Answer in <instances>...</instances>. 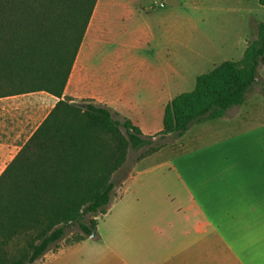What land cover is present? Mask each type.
I'll return each instance as SVG.
<instances>
[{
  "label": "crops",
  "instance_id": "crops-1",
  "mask_svg": "<svg viewBox=\"0 0 264 264\" xmlns=\"http://www.w3.org/2000/svg\"><path fill=\"white\" fill-rule=\"evenodd\" d=\"M215 1L187 2L199 11L196 4ZM101 2L62 100L105 107L116 120H129L143 133L148 123L141 118L160 113L164 117L166 106L183 94L175 93V87L192 76L188 81L183 76L173 49L167 50L171 55L166 56V66L162 64L154 77L143 81L141 91L149 87L146 93L133 88V78L122 87L112 81L103 90L91 86L82 56ZM232 40L231 44L223 41L220 49L215 46L224 58L214 69L243 59L248 47L244 35ZM201 59L212 63L213 56ZM199 76H194L196 81ZM255 85L256 92L264 95V65ZM59 102L45 92L0 98V176ZM234 108L201 124L205 126L193 136L189 151L163 155L166 149L173 151L172 145L142 159L124 179L108 213L99 219L96 236L49 252L38 263L264 264V123L245 127V119L232 121ZM185 139L186 134L180 138Z\"/></svg>",
  "mask_w": 264,
  "mask_h": 264
},
{
  "label": "trees",
  "instance_id": "trees-1",
  "mask_svg": "<svg viewBox=\"0 0 264 264\" xmlns=\"http://www.w3.org/2000/svg\"><path fill=\"white\" fill-rule=\"evenodd\" d=\"M98 0H0V98L37 92L60 102L0 176V264H37L78 226L91 237L112 206L129 151H160L129 120L62 100ZM264 7V0H259ZM264 65V23L240 62L197 78L165 109L162 136L244 104ZM90 218L89 222L86 219Z\"/></svg>",
  "mask_w": 264,
  "mask_h": 264
},
{
  "label": "rangeland",
  "instance_id": "rangeland-1",
  "mask_svg": "<svg viewBox=\"0 0 264 264\" xmlns=\"http://www.w3.org/2000/svg\"><path fill=\"white\" fill-rule=\"evenodd\" d=\"M122 1V4H116L111 0H102L98 15L90 26L82 60L89 84L97 90L105 89L111 81L122 87L126 80L133 78V88L138 93L142 92L143 81L154 77L162 64L166 66V56L171 55L167 54V50L172 52L174 49L173 57L176 64H180L183 76L187 81L192 76L188 83L178 88L176 86L175 93L193 91L196 82L194 76L210 73L214 70L213 65H218L224 58L216 52L215 46L220 49L225 40L231 44L237 34L244 35L246 42H249L256 36L258 24L264 23V7L259 0H217L209 4H196L199 11H194L195 6L188 0ZM161 3L165 8L159 7ZM206 55L213 56L212 63L201 59ZM226 57L237 59L231 54ZM142 90V93H146L149 87ZM232 112L236 116L231 120L245 119V127L263 124V93L256 92L255 85L244 104L235 107ZM141 119L148 123L144 126L146 128H142L143 135L151 139L154 146H176L173 151L165 150L163 155L167 156L192 149L193 136L205 126L193 125L186 132V139L180 140L175 136L160 135L163 130L161 113ZM147 149L129 151L126 164L113 177L116 196L122 191L124 179L134 171L140 162L139 157ZM89 220L87 218L86 222ZM82 235L78 226L70 228L66 239L54 252L72 245Z\"/></svg>",
  "mask_w": 264,
  "mask_h": 264
},
{
  "label": "water",
  "instance_id": "water-1",
  "mask_svg": "<svg viewBox=\"0 0 264 264\" xmlns=\"http://www.w3.org/2000/svg\"><path fill=\"white\" fill-rule=\"evenodd\" d=\"M96 236V230L94 231V233L91 235L92 238H94Z\"/></svg>",
  "mask_w": 264,
  "mask_h": 264
},
{
  "label": "built area",
  "instance_id": "built-area-1",
  "mask_svg": "<svg viewBox=\"0 0 264 264\" xmlns=\"http://www.w3.org/2000/svg\"><path fill=\"white\" fill-rule=\"evenodd\" d=\"M159 7H160V8H163V7H164V5H163V4H160V5H159Z\"/></svg>",
  "mask_w": 264,
  "mask_h": 264
}]
</instances>
